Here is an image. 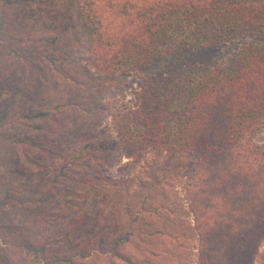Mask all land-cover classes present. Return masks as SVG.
<instances>
[{"label":"rangeland","instance_id":"rangeland-1","mask_svg":"<svg viewBox=\"0 0 264 264\" xmlns=\"http://www.w3.org/2000/svg\"><path fill=\"white\" fill-rule=\"evenodd\" d=\"M13 1L0 20V264H49L53 256L64 260L51 264L210 262L222 235L206 237L200 212L206 210L198 204L208 203L207 194L194 196L205 167L184 143L137 153L140 143L128 145V137L138 140L136 131L125 137L114 118L129 107L136 112L130 124L137 126L152 115L144 93L155 83L165 90L181 71L226 63L235 45L186 47L144 72L131 66L110 73L93 62L84 20L90 0ZM165 102L163 95L152 113ZM54 107L58 112L43 120L25 118ZM33 140L52 150L27 145ZM253 140L264 144L263 128ZM241 197L237 203L245 209L252 200ZM258 211L264 221V205ZM225 236V247H233L230 232ZM256 243L255 264H264V232ZM112 247L119 256L106 253Z\"/></svg>","mask_w":264,"mask_h":264},{"label":"trees","instance_id":"trees-1","mask_svg":"<svg viewBox=\"0 0 264 264\" xmlns=\"http://www.w3.org/2000/svg\"><path fill=\"white\" fill-rule=\"evenodd\" d=\"M13 6V0H0V20ZM84 20L93 62L110 73L131 66L144 72L186 47L209 50L235 45L226 63L215 61L188 73L181 71L165 90L155 83V90L144 93L152 102L150 118L133 126L130 115L136 112L128 107L114 121L125 137L136 131L138 140L128 137V145L134 149L140 143L137 153L149 146L161 152L177 142L205 167L196 179L200 185L194 196L206 193L208 203L194 201L206 210L200 211L209 226L206 237L217 231L222 235L219 251L206 264H255L256 242L264 232V221L257 218L264 205V181L258 180L264 172L259 166L264 164V144L258 146L253 140L254 132L264 129V0H90ZM163 95L167 102L152 113ZM56 109L33 111L25 118L43 120ZM146 109L143 105L140 111ZM27 145L40 152L52 150L47 142L33 140ZM86 147L88 152L89 144ZM241 196L246 202L252 200L245 209L237 203ZM228 231L234 248L224 245ZM19 246L41 254L40 247L28 241ZM107 252L113 258L120 255L114 247ZM51 259L47 263L64 257Z\"/></svg>","mask_w":264,"mask_h":264}]
</instances>
